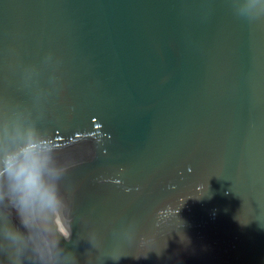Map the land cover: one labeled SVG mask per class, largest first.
I'll return each mask as SVG.
<instances>
[{
    "label": "water",
    "instance_id": "water-1",
    "mask_svg": "<svg viewBox=\"0 0 264 264\" xmlns=\"http://www.w3.org/2000/svg\"><path fill=\"white\" fill-rule=\"evenodd\" d=\"M29 131L61 208L0 201V264H264V0H0V161Z\"/></svg>",
    "mask_w": 264,
    "mask_h": 264
},
{
    "label": "clouds",
    "instance_id": "clouds-1",
    "mask_svg": "<svg viewBox=\"0 0 264 264\" xmlns=\"http://www.w3.org/2000/svg\"><path fill=\"white\" fill-rule=\"evenodd\" d=\"M51 156L46 145L33 142V133L18 151L0 161V201L7 200L17 217L29 228L48 213L56 215L61 208L56 176L50 167ZM8 238L17 241L18 233L9 232Z\"/></svg>",
    "mask_w": 264,
    "mask_h": 264
}]
</instances>
